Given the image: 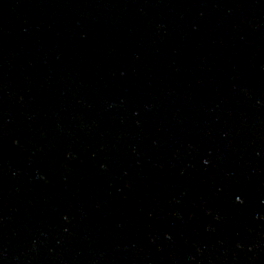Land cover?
I'll return each instance as SVG.
<instances>
[{"label": "water", "instance_id": "95a60500", "mask_svg": "<svg viewBox=\"0 0 264 264\" xmlns=\"http://www.w3.org/2000/svg\"><path fill=\"white\" fill-rule=\"evenodd\" d=\"M0 264H264V0H0Z\"/></svg>", "mask_w": 264, "mask_h": 264}]
</instances>
